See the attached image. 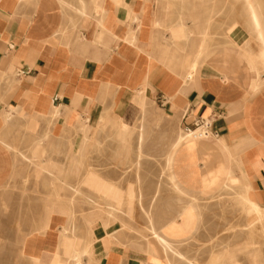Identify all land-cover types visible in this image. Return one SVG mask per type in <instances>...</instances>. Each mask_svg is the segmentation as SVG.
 <instances>
[{"label": "crops", "instance_id": "1", "mask_svg": "<svg viewBox=\"0 0 264 264\" xmlns=\"http://www.w3.org/2000/svg\"><path fill=\"white\" fill-rule=\"evenodd\" d=\"M250 1L254 6L264 2ZM249 4L247 0H0V112L10 110L13 117L8 128L0 131L15 133L23 111L25 117L42 119L40 130L50 134L53 149H63L69 135L84 134L86 151L89 139L98 141L92 134L104 128L118 129L111 132H117L119 141L125 140L133 130L125 119L141 101L142 123L134 127L140 150L138 138L145 134L149 111L146 104H157L181 124L207 119L218 132L184 148L176 168L182 186L197 188L202 176L226 179L231 172L264 206V41L245 8ZM81 7H86L85 12ZM181 21L187 30L180 29ZM194 22L205 24L200 29ZM212 22L221 23V33L215 36L220 41L215 44ZM233 24V34L228 35ZM208 26L204 55L211 56L191 72L203 28ZM262 28L264 34V24ZM105 121L116 125L103 126ZM80 140L72 155L65 154L69 163L51 158L48 164L61 184L68 183L66 173L78 178L82 164L90 165L76 152ZM88 171L78 186L69 185L83 189L85 196L90 191L107 194L88 185ZM103 175L118 181L116 176ZM92 176L93 181H110L100 173ZM53 187V196L60 195L61 190ZM126 188L127 184L122 189ZM108 196L129 214L123 203ZM177 210L175 200L159 206V225L173 219ZM91 212L85 210L77 218L78 231L75 222H67L62 207L48 205L44 234L28 236L31 261L165 264L157 246L154 254L146 246L133 248L121 219L106 226L105 218L84 217ZM49 244L55 249L51 256Z\"/></svg>", "mask_w": 264, "mask_h": 264}, {"label": "rangeland", "instance_id": "2", "mask_svg": "<svg viewBox=\"0 0 264 264\" xmlns=\"http://www.w3.org/2000/svg\"><path fill=\"white\" fill-rule=\"evenodd\" d=\"M247 2L250 4L245 8L246 10L248 9L250 15L249 6L252 5V2L250 0H247ZM260 7H262L261 17L264 20V2H262ZM196 9H199V7H196ZM195 24L201 29L205 22H196ZM211 24L213 26V42L215 44V41H220V38L215 39V36H219L221 33V23L212 22L209 23V26ZM235 25L233 24L228 28V35L233 34L232 29ZM208 56L211 55H205L202 58L205 59ZM142 104L143 102L140 101L136 108L132 110V115L125 119L127 123L133 126L132 132L127 134L125 140L119 141L116 137L117 132H111L118 129L109 130L104 128L102 133L92 134L97 137L98 141L94 140V138L89 139L86 152L82 158L83 163L87 162L90 165L82 164L78 178L68 173L65 175L68 183L78 186L84 174L89 170V175L87 176L89 178L88 185L106 192L113 201L123 203L122 207L126 209L130 216L122 213L109 214L102 203H97L96 206H93L86 201L85 195L77 194L65 187L61 189L60 195L62 199L67 201L74 199V220L78 231L77 218L82 216V212L85 210H91L92 212L84 217L105 218L104 223L106 226L111 221L121 219L125 227L123 231L132 239L133 248H143L145 244L150 242L157 246L160 255L165 259V264H168L165 252L161 249L156 239L149 236L147 232L148 220L145 210L152 209L150 211L154 216L155 225L162 230H166L173 219H181L182 212L188 210L192 213L194 227L185 236L184 242L187 240L185 243L183 242L181 249L192 257L195 262L197 261L196 263L223 264V260L226 258V262L228 261L232 264H264V230L261 228V226H264V206L261 205L260 212L257 215L259 218L257 217L253 223L257 230L251 237L248 223H250L251 216H256V212H248L249 204H246L243 197L250 196L246 192L247 190L243 188L244 186L241 182L234 184L233 188L229 190L224 189L219 191L220 193L214 192L211 195H203L195 188L191 190L182 186L176 171L180 157L172 155L173 157L169 160L168 156L172 149L173 140L180 133L186 134L188 125L181 124L180 119L176 121L166 111L162 110L161 106L146 104L149 109L147 126L142 144V155L138 157L136 138L138 133L134 127L142 123V120H140V106ZM3 112L4 110L0 112V130L8 128L12 121L10 119L4 122L2 118ZM20 114L24 119H21L19 129L15 133L11 129L10 132L6 130L0 131V264H36L31 261L27 254L28 236L34 227L40 223L38 221L41 220L40 218L44 214L45 194H50L52 188L44 189L42 184L45 178L34 175L36 165L34 163L35 161L38 162L39 158L34 157L31 160L33 148L39 145L38 148L45 150L51 158H59L63 160V163H69L70 159L65 154L72 155L80 140V134L76 138V135H69L63 140V149H53L50 134L46 130H40L39 125L42 119L40 117H25L23 111H20ZM71 120L70 118L68 119L69 124ZM47 121L49 124V119ZM85 121L86 123L91 122L87 119ZM76 124H78V121ZM102 125L106 127L115 126L116 123L115 121H105ZM2 142L13 148L3 147ZM18 150L21 153H18ZM22 153L25 156H22ZM23 159L25 161H22ZM92 163H95V165ZM119 163L124 164L121 165ZM59 166L66 167V165ZM99 173L110 181H93L92 178L94 176L92 175ZM103 173L110 177L113 176V178L116 176L118 181L111 180ZM46 178L50 180L54 177L46 175ZM53 183L57 184L56 186L58 187L61 184L57 180H53ZM126 184L127 188L122 189ZM29 191L31 192L29 193ZM82 191L84 192L83 189ZM193 195L197 197L193 199ZM173 200L177 204V213L173 219L161 225V227L156 219V210L159 206L170 204ZM125 216L127 217L126 219ZM262 217L263 219H260ZM52 245H47L48 256H51L55 250L53 248L54 245ZM160 264L164 263L161 262ZM174 264L182 263L176 261Z\"/></svg>", "mask_w": 264, "mask_h": 264}, {"label": "bare ground", "instance_id": "3", "mask_svg": "<svg viewBox=\"0 0 264 264\" xmlns=\"http://www.w3.org/2000/svg\"><path fill=\"white\" fill-rule=\"evenodd\" d=\"M261 9L262 7L260 6H254V5H250L249 6V12H250V19L252 21V25L253 27L255 28V30H257L260 38L262 41L263 40V22H262V13H261ZM86 10V7H81V11L82 12H85ZM183 17L181 16L180 19H182ZM180 29L181 30H184L186 29L187 30V27L185 26L184 22H180ZM61 29V28H60ZM204 30V38L200 39V42H199V52L195 55V59L194 61H192L191 65H190V71L193 72L197 69V67L199 66L200 61L203 59L202 57L205 56L204 55V51H205V46L207 44V37H205V35H208V30H209V26L207 28H203ZM256 33V34H257ZM256 39V38H255ZM181 40H188L187 38L185 39H181ZM256 41V40H255ZM257 42V41H256ZM262 44V42H261ZM229 46V45H228ZM259 47V46H258ZM260 48V47H259ZM260 50V49H259ZM209 51V50H208ZM251 53V52H250ZM194 55V54H193ZM191 56V55H190ZM253 56V55H252ZM262 57L264 58V51L262 52ZM251 58V57H250ZM254 58V57H253ZM191 60V59H190ZM215 64V63H214ZM189 65V64H188ZM203 65V64H202ZM226 66V65H225ZM261 67V66H260ZM189 69V68H188ZM200 70V68H198ZM218 72V71H217ZM224 74V73H223ZM222 74V75H223ZM205 79V78H204ZM149 112V111H148ZM2 118H3V121L4 122H7L9 121L10 119H12V113L11 111L9 110H4L3 114H2ZM201 132V131H200ZM199 131H196L195 133L198 134L200 133ZM194 133L192 132H187L186 134H182L180 133L179 136H177L173 142H172V145H171V152L169 153V156H168V159L171 160V158L173 157L172 155H177L178 157H180V154L182 153V151L184 150V148H187V147H191V145H194L195 142L198 140V139H202L203 137H205L204 134H200V135H196L194 136L193 135ZM209 135V134H208ZM144 137H145V134L144 133H140L139 134V138H138V142L140 143V147H142V144H143V140H144ZM85 138H86V135L84 134H80V145L78 146L76 152L81 155V156H84L85 154V149H84V146H85ZM2 146L6 147V148H13L11 147L10 145L2 142ZM32 146V145H31ZM37 146L36 145L33 150H32V155H31V160L34 158V157H38L39 158V161L36 162L34 164L35 165V173L34 175H36V177H44V183L42 184V187L44 189L46 188H54L53 186L55 185L53 183V180L54 179H57V182L60 181L61 183V180H60V177H54L53 179H50L48 180L46 178V175L48 176H52L53 175V171L50 170V167L48 166V164L50 163L51 161V157L47 155V152L43 149H37ZM29 149V148H28ZM10 150V149H9ZM141 150H138V157L142 155L141 153ZM13 152V151H12ZM16 153V151H14ZM18 153H21L19 150L17 151ZM29 152V151H28ZM25 153V152H24ZM28 154V153H27ZM30 154V153H29ZM22 156H25L23 153H22ZM19 158V157H18ZM22 159V158H21ZM167 159V160H168ZM168 160V161H169ZM22 161H25L24 159ZM29 161V160H28ZM27 162V161H26ZM11 165V164H10ZM32 167H34L33 165H31ZM201 170V169H200ZM221 169L219 167L216 168V171H220ZM223 180V181H221ZM171 181V180H170ZM238 182H240V180L235 177V176H232L231 172L230 174H228V176L226 177V179H220V177L218 175L214 176V177H211L209 179H206L202 176V181L200 182V185L195 188L198 192H200L201 194L203 195H211L212 193L214 192H219V191H222L224 189H230V188H233V185L234 184H237ZM176 183V182H175ZM57 185V184H56ZM58 186H56L55 188L58 189V190H61L63 188H71V189H75V188H78L76 190H78V192L81 190L80 187H71L69 185V183H63V184H60V186L57 188ZM248 188V187H246ZM43 189V190H44ZM241 189V188H240ZM35 190V189H33ZM192 190V189H191ZM246 190V189H245ZM31 191H29L30 193ZM37 192V191H35ZM85 192V191H84ZM84 192L81 190L79 193L77 194H84ZM247 192V191H246ZM28 193V192H27ZM47 193V191H46ZM93 193H96L97 197L95 198ZM220 193V192H219ZM25 194V193H24ZM41 194V193H40ZM37 195V194H36ZM44 195V194H43ZM46 197L44 199V210L46 209V207L48 205H53L54 207L56 205L62 207L66 212H67V217H66V220L69 224H72L74 223L75 221L72 220V218H74V199L72 200H64L60 197L59 194H55V196H53L52 193H47L45 194ZM89 196H86V201L91 204V205H95L97 203H102L104 205V208L108 210V213L109 214H116V213H122L125 215V213L123 212V209L120 208L119 206H115V204L113 202H110L111 199L110 197L108 196V194H104L103 196H100L98 194V192H93V191H90V193L88 194ZM242 195V194H241ZM193 199H195L196 197L193 195L192 196ZM185 198V197H184ZM243 198H245L244 200L246 201V204L248 203L249 204V213H251L252 211H255L256 212V216L253 215L251 216L250 218V223H248V225L250 226V229H249V232L251 234V237H253V235L255 234V230L256 229V226L254 223L255 219H257V215L259 214L260 212V208H261V205L258 204L256 201H254L253 199H251L250 197H246L244 196ZM43 199V197H42ZM68 199V198H67ZM180 199V198H179ZM188 199V198H187ZM139 200V199H138ZM178 200V199H177ZM186 200V199H185ZM184 200V201H185ZM101 201V202H100ZM154 201V200H153ZM187 201V200H186ZM192 201V200H191ZM196 201V200H195ZM156 202V201H154ZM181 202V201H180ZM187 203V202H186ZM198 203V202H196ZM191 204V203H190ZM199 204V203H198ZM195 205V204H194ZM140 206V205H139ZM180 206V205H178ZM183 206V205H182ZM186 206V205H185ZM245 206V205H244ZM153 207V206H152ZM197 207V206H196ZM246 207V206H245ZM180 208V207H179ZM182 208V207H181ZM263 208V207H262ZM195 209V208H194ZM198 209V208H197ZM152 210V209H150ZM150 210H145V213H146V217H147V220H148V225H147V229H148V233H149V236L153 237L156 239V241L158 242L159 246H161V249L165 252L166 254V261L168 264H174V262H179V263H182V264H198L194 261V259L192 257H190L184 250L181 249V246L183 245V242H184V239H185V236L188 235L187 233L189 231H191L194 227V221L192 220V213H190V211H185V212H182V218L181 219H173L171 223H169V227L166 228V230H162L161 228L159 229L155 224L154 220H153V215L151 213ZM186 210V209H185ZM142 211V210H141ZM181 211V210H180ZM196 211V210H194ZM198 212V210H197ZM180 213V212H179ZM248 213V214H249ZM121 214V215H122ZM42 215V214H41ZM44 215V214H43ZM178 215V214H177ZM127 216H130L129 214H127ZM134 216V215H133ZM200 216V214H199ZM117 217V215H116ZM126 217V216H125ZM132 217V216H131ZM180 217V216H179ZM198 217V216H197ZM111 218V217H110ZM259 218V217H258ZM41 220L38 221V225L34 227L33 231L30 232L29 234H35V235H40V234H44V228H43V216L42 218H40ZM157 219V218H156ZM260 219H263L260 218ZM142 220V219H141ZM156 221V220H155ZM73 225V224H72ZM247 225V226H248ZM161 226V225H160ZM248 226V227H249ZM71 227V226H70ZM162 227V226H161ZM131 228V227H129ZM261 228L264 230V226H261ZM247 229V228H246ZM71 232L70 233H74L73 230H70ZM195 231V230H194ZM112 230L110 231L109 229H107V233L108 234H112L111 233ZM244 232V231H243ZM118 233V232H117ZM196 233V232H195ZM120 234V233H119ZM247 234V233H246ZM249 235V234H248ZM109 236V235H107ZM113 236V235H112ZM110 237V236H109ZM248 237V236H247ZM114 238V237H113ZM120 238V237H119ZM144 238V237H143ZM188 238V237H186ZM25 239V238H24ZM115 239V238H114ZM191 239V238H190ZM251 239V238H250ZM117 240V239H116ZM187 240V239H186ZM185 240V242H186ZM245 240V239H244ZM248 240V238H247ZM111 241V240H110ZM184 242V243H185ZM247 242V241H246ZM119 244V243H118ZM249 245V244H248ZM146 246V251L149 253V254H154L155 253V247L152 243L148 242L147 244H145ZM247 246V245H246ZM252 247V246H251ZM227 251V250H226ZM225 251V252H226ZM257 251V250H255ZM220 252V251H219ZM244 253V252H243ZM254 254V253H253ZM245 255V254H244ZM249 255H252V254H249ZM260 256V255H259ZM248 257V256H247ZM257 259V258H256ZM231 260V259H230ZM254 260H255V257H254ZM250 261V260H249ZM228 262V261H227ZM226 262V258L223 260V264H232L231 262ZM262 264V263H261Z\"/></svg>", "mask_w": 264, "mask_h": 264}, {"label": "built area", "instance_id": "4", "mask_svg": "<svg viewBox=\"0 0 264 264\" xmlns=\"http://www.w3.org/2000/svg\"><path fill=\"white\" fill-rule=\"evenodd\" d=\"M198 128H201V132L196 134V130ZM186 130L188 132H192L194 133L193 135L196 136V135H207L209 133L211 134H215L217 135L218 132L216 130L213 129L212 127V123L210 121H208L207 119H196L194 120L191 124H188V126L186 127Z\"/></svg>", "mask_w": 264, "mask_h": 264}]
</instances>
